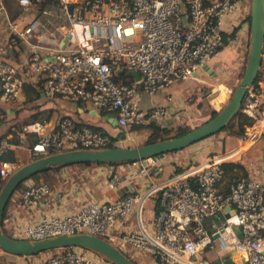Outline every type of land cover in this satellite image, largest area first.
<instances>
[{
  "label": "built area",
  "instance_id": "built-area-1",
  "mask_svg": "<svg viewBox=\"0 0 264 264\" xmlns=\"http://www.w3.org/2000/svg\"><path fill=\"white\" fill-rule=\"evenodd\" d=\"M15 1L21 12L36 9L39 16L29 21L13 18L0 1L7 33L0 37V122L5 111L16 105L25 82L42 80L46 97L88 100L99 109L115 112L117 129L124 134L113 140L110 133L89 124L77 125L64 115L54 126L43 119L16 131L10 127L17 142L12 141V132L0 136V155L24 146L35 159L73 149L105 148L110 143L124 147L136 142L135 132L130 130L133 125L156 121L167 126L161 120L166 109L141 108L139 94L152 95L176 79L196 76L226 42L239 43L236 33L224 36L223 17H246L251 11V0ZM20 44L26 53L14 61L10 56ZM130 70H137L140 78L135 79ZM118 72H126L129 81H116ZM232 92L227 88L228 94ZM241 111L251 122L233 149L190 165L142 191L112 200H90L71 213L44 214L36 221L17 225V238L38 240L88 233L120 250L148 253L158 264H197L192 256L213 248L219 237L225 247L239 251L247 264H264V182L239 174L228 180V191L219 187L225 176L223 164L243 155L247 151L244 143L264 137V79L248 86ZM28 134L35 135L31 144L25 142ZM156 157L132 162L134 173L149 174ZM102 166L109 168L107 184L116 190L121 174L113 165ZM17 168L16 161L0 160L3 179ZM52 193L48 183L32 181L24 187L21 202L33 204ZM153 197L159 202L148 225L121 228L134 207L141 210ZM206 219H210L212 230L207 228ZM236 226H241V238L233 229ZM4 252L0 248V254ZM18 256L27 264H114L80 246Z\"/></svg>",
  "mask_w": 264,
  "mask_h": 264
},
{
  "label": "crops",
  "instance_id": "crops-1",
  "mask_svg": "<svg viewBox=\"0 0 264 264\" xmlns=\"http://www.w3.org/2000/svg\"><path fill=\"white\" fill-rule=\"evenodd\" d=\"M0 1L1 3L4 2L8 9H12L9 0ZM10 16L29 21L36 16L38 17L39 13L36 9H32L28 12H21L19 8V11L17 10L15 15ZM238 19L239 17L237 16L236 18L235 14H226L223 17L222 25L224 32H229L232 28L234 29V27L237 26ZM4 21L5 17L0 15V37L2 38H5L7 34L4 30ZM24 53H26L25 47L20 44L14 48L13 54L10 58L14 61H18ZM233 54V51L229 52V48L224 46L211 57L207 63V66L210 69L208 68L205 70L212 74L213 70L217 68L222 69L224 64L228 62L232 64L233 60L231 56ZM199 72L193 77L176 79L170 85L152 95L140 93L138 98L140 107L146 110L153 107H164L166 109V115L161 120L168 126L175 124L186 114L187 110H195V104H200L202 102L199 89L193 94L190 93L192 84L190 83L191 81L188 80L191 78L192 83H200V81L204 79H198L201 78L199 77L201 75ZM213 80L216 79L213 78ZM224 88L227 90L228 87L225 85ZM225 89L221 90L218 96L215 97L217 99L215 104H220L219 107H222L223 102L228 95ZM0 105H2L1 101ZM216 105H213V107L215 108ZM19 109H21L24 114L25 120L22 122L24 124L43 117L48 124L54 126L62 116L69 115L77 125L89 124L93 127H98L97 129H102L107 133H110L113 137H117L120 134L116 126L115 112L99 109L88 100H66L61 97H46L43 94L42 87L37 86L36 80L28 79L25 82L22 94L16 102V105L12 110L5 111V113L10 115L11 111L12 113H15ZM12 128L15 131L17 130L14 127ZM7 129L8 128L5 127L3 122H0V136ZM34 139V134H28L25 137V142L31 144ZM223 141H225L224 151H227L229 147L231 149L234 148V146L231 147V144L226 142L223 138L220 142L219 149H214L212 155L224 152L222 151ZM260 141L262 142V161H264L263 138L259 140V142ZM201 146L202 145H200L199 141V143H193L178 151L157 156L155 162L151 164L150 173L146 175H142L139 171H137L138 173H134L136 169L131 167L132 162L113 165V168L121 174V181L116 190L109 188L107 181L110 170L102 165H73L62 167L58 171L51 173V177L54 178L55 182L52 186L53 193L37 200L33 204L24 205L21 202V193L24 188L17 189L7 204L3 225L11 236L17 238V225L29 221H36L44 214L64 215L76 211L83 203L90 200H112L133 191H142L150 187L152 183L160 182L167 177L181 173L190 165L203 162L210 158L212 155H208V150L204 151ZM12 150L14 151L16 160L17 157H19V154H21L20 150H22L25 157H30L24 146L15 147ZM246 152L234 161L242 163V160L246 157ZM243 165L246 169L247 176L264 182V167L260 169L258 167H249L246 164ZM137 170H139L138 167ZM176 171L181 172L177 173ZM219 187L223 192L228 191V177L224 176ZM155 202L156 198L153 197L143 205L141 210L134 207L127 220L121 225V228H137L140 223L148 225L156 211ZM205 224L209 230H212L210 219H206ZM233 251L235 252L233 257L237 263H241L245 260L239 251L233 247H224L222 239L216 237L215 246L213 248H206L197 252L192 256L191 260L193 263L197 264L204 261L209 264H215V260L219 256ZM136 254L139 256V254L144 253L135 252L134 256ZM0 264H27V261L18 255L4 252L0 254Z\"/></svg>",
  "mask_w": 264,
  "mask_h": 264
},
{
  "label": "water",
  "instance_id": "water-1",
  "mask_svg": "<svg viewBox=\"0 0 264 264\" xmlns=\"http://www.w3.org/2000/svg\"><path fill=\"white\" fill-rule=\"evenodd\" d=\"M250 12V48L247 54L245 70L230 98L213 118L179 137L134 146H112L98 149L61 151L33 159L18 167L6 179L0 189V248L10 254L27 256L58 248L80 246L98 252L114 264H136L128 255L123 253L122 250L110 241L97 235L88 233L60 234L38 240H28L6 234L2 229V225L9 199L21 183L29 179L32 175L48 170L54 166H66L75 163L135 161L155 157L163 153L186 148L193 143L220 132L241 111L242 100L246 90L257 79L261 66L264 47V0H251ZM208 68L206 65L205 69ZM129 72L135 79L140 78L137 70H130ZM224 150L225 141L222 144V151ZM160 195L161 191L158 190L156 196L159 198ZM233 229L237 232L238 237L241 238V226L233 227ZM234 253L233 251L219 256L215 260V264H247L246 260L237 263L233 257Z\"/></svg>",
  "mask_w": 264,
  "mask_h": 264
},
{
  "label": "rangeland",
  "instance_id": "rangeland-1",
  "mask_svg": "<svg viewBox=\"0 0 264 264\" xmlns=\"http://www.w3.org/2000/svg\"><path fill=\"white\" fill-rule=\"evenodd\" d=\"M3 4L5 5L4 2ZM9 4L12 9H8L7 6L5 5L7 12L10 15H15V12L17 10L19 11V6L17 5L15 0H9ZM235 28H237L236 35L239 38V43L238 44L228 43L226 45L229 48V52L230 51L234 52V54L231 56L233 60L232 64L228 62L223 65L222 69L217 68L213 70L212 74L214 76L210 74L209 71L207 72L205 69H202L199 72V74H201L199 77L201 78L198 79H204V80L200 81V83H196V82L192 83L191 78L188 79L189 81H191L190 83L192 84L191 86L192 89L190 93L193 94L194 92H197V89H199V94L202 97L201 98L202 102L200 104H195V108H196L195 110L194 109L187 110L186 114L183 115V117L180 118L178 122L173 124V127L171 128L169 135L175 134L177 132V127L179 126H189L191 128H195L198 125H201L210 117L212 109H214L213 105H216L215 102L217 101V99L215 97L218 96L221 90L225 89L224 88L225 85L228 88H232L233 90L238 85L243 75L242 72H244L243 68L244 66H246L247 54L250 48L249 21L247 19V16L239 17V19L237 20V26H235L234 29ZM232 30L233 29H231L230 31ZM213 78H215L216 80H213ZM230 95L231 94L227 95V97L223 102L222 107L228 101ZM219 106L220 104L216 105L215 108L220 110L222 107ZM21 109L17 110L15 113H12L11 111L10 115H4L2 121L5 127L7 128L14 127L17 130L22 129V127L25 125L24 123H22L25 120V118ZM135 135H136V142L132 144H128L127 146L141 145L146 140L148 132L144 130L138 133L136 132ZM239 136H241V134H233L229 129H226L210 137H207L204 140H201L200 145H202L201 147L204 151L208 150V155L211 156L212 153H214V149L216 150L219 149L220 142L223 138L226 140V142L231 144L230 145L231 147L233 146L235 147L238 145V143H240L238 141ZM13 138H16V133L13 134ZM243 145H244L243 149L247 148V152L245 159L242 160V163L246 164L249 167H258L262 169L264 167V161H262V154H261L262 142L261 141L260 142L257 141L254 143L249 142V143H244ZM230 149L231 148L229 147L228 151ZM20 152L21 154H19V157H17L16 160L18 167L22 166L27 162H30V160L32 159L31 157H27V156L25 157L23 155L22 150H20ZM65 167H69V166H65ZM32 181L45 182L48 183L51 187L54 184L42 175L37 180L33 178L27 179L26 181H24L20 189L24 188L27 184L31 183ZM122 252L128 255L131 259L135 260L136 264H158L155 258L152 255H149L148 253L139 254V256L136 254L134 256V252L128 251L127 248L123 249Z\"/></svg>",
  "mask_w": 264,
  "mask_h": 264
},
{
  "label": "trees",
  "instance_id": "trees-1",
  "mask_svg": "<svg viewBox=\"0 0 264 264\" xmlns=\"http://www.w3.org/2000/svg\"><path fill=\"white\" fill-rule=\"evenodd\" d=\"M41 4H45V2H42ZM247 19L249 21V33H250L251 12L247 15ZM236 32H237V28H235L231 33L227 32V31L224 32V36L225 37H228V36L232 37V36L235 35ZM226 45H227V42L225 43L224 46H226ZM223 47H221V48H223ZM244 69H245V66L243 68V71H244ZM242 74H243V72H242ZM114 79L116 81H123V82H128L129 81L128 74L126 72H118V73H116L114 75ZM257 79H264V47H263V57H262L261 66H260V69H259V73H258ZM36 84H37L38 87H41L42 80L37 81ZM219 111L220 110L216 109V108L212 109L211 115L206 121H208L209 119L213 118ZM5 115H9V114L5 113ZM43 119H45V118H43V117L41 118L40 117V118H37L36 120H43ZM2 120H1V122H3ZM33 121H35V120H33ZM250 122H251L250 118L247 117L246 115H244L242 113V111H240L233 118V120L226 127H224L222 130L229 129L231 131V133H233V134H243L244 131H245V125H248ZM172 127H173V125L164 126L163 127V126H160L156 121H152L148 125H133L130 130L132 132H135V133L136 132L138 133V132L146 130L148 132V135H147L146 140L142 144H148V143H152V142H155V141L164 140V139H167V138L179 137V136H181V135H183V134H185V133H187V132H189L190 130L193 129V128L189 127V126H179V127H177V132L175 134L169 135V132H170ZM95 128H98V127H95ZM7 132H12V133L15 134V131L13 129L8 128V130H6L3 135H1V138ZM215 134H217V133H215ZM123 135H124L123 133H120L119 136L113 137V140L118 138V137H122ZM12 141L13 142H17V138H13ZM112 146H114V144L110 143V145L108 147H112ZM176 151H178V150H176ZM171 152H175V151H171ZM171 152H167V153H171ZM164 154H166V153L160 154L158 156H161V155H164ZM33 159H35V158H32L31 160H33ZM0 160L16 161V157H15L14 151L12 149H9L5 153L1 154L0 155ZM135 161H138V160H135ZM135 161L134 160H127V161H123V162H110V163H107V162H105V163H75V164H70V165H66V166H71V165H85V166L86 165L87 166L88 165H118V164L130 163V162H135ZM62 167H65V166H54V167H52V168H50L48 170H45L43 172L34 174L30 178H33V179L37 180V179H39L40 176L43 175L46 179H48L50 182L55 184L54 178L51 177V173H53L55 171H58ZM223 169H224V172H225V177H228V180L234 175L242 174V175H246L247 176V172H246V169H245L244 165L242 163H240L239 161H234V160L228 161V162L223 164ZM176 172L178 173V172H181V171H176ZM5 181H6V179H3L1 177V175H0V189L4 185ZM23 183H21L18 186L17 189H19L22 186ZM158 202H159V200L156 199V202H155L156 203V209H157ZM2 229H3V231L6 234L10 235L7 232V230L5 229L4 225H2ZM133 261L135 262V260H133Z\"/></svg>",
  "mask_w": 264,
  "mask_h": 264
}]
</instances>
